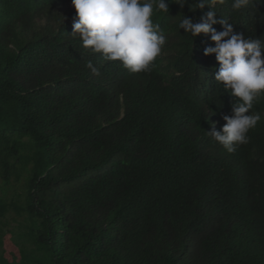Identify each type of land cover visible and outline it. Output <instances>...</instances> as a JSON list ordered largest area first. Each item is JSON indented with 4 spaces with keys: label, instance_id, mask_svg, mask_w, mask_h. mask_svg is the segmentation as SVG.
Here are the masks:
<instances>
[{
    "label": "trees",
    "instance_id": "1",
    "mask_svg": "<svg viewBox=\"0 0 264 264\" xmlns=\"http://www.w3.org/2000/svg\"><path fill=\"white\" fill-rule=\"evenodd\" d=\"M232 4L169 0L161 53L133 73L71 34L72 0H0V221L17 218L0 264H264V93L229 153L209 132L238 98L211 33L178 27L213 8L264 41V2Z\"/></svg>",
    "mask_w": 264,
    "mask_h": 264
},
{
    "label": "clouds",
    "instance_id": "2",
    "mask_svg": "<svg viewBox=\"0 0 264 264\" xmlns=\"http://www.w3.org/2000/svg\"><path fill=\"white\" fill-rule=\"evenodd\" d=\"M183 7L188 0H173ZM223 4L224 0H196L191 10L203 9L205 4ZM264 2V0H261ZM250 0H233L234 10L248 6ZM76 10L71 34L82 41V46L91 53H100L107 61H120L130 72L149 69L151 63L161 53L166 37L159 24L153 22L156 11L168 12L169 0H72ZM215 10L202 17L203 22L194 23L190 18L179 22V29L196 37L201 33H211L215 47H206L204 55L215 53L219 64L215 80L223 85L231 95L238 98L233 112L225 115L226 123L221 131L209 132L212 139L229 153L236 146L249 142L247 133L255 128L261 115L250 114L254 100L264 93V41L259 38H245L237 33L227 19H216ZM220 23L224 30L217 31L212 25ZM86 67L95 75L99 69L91 61Z\"/></svg>",
    "mask_w": 264,
    "mask_h": 264
},
{
    "label": "rangeland",
    "instance_id": "3",
    "mask_svg": "<svg viewBox=\"0 0 264 264\" xmlns=\"http://www.w3.org/2000/svg\"><path fill=\"white\" fill-rule=\"evenodd\" d=\"M67 7H68V4L63 5L62 10L66 9ZM11 197H12L11 193H9L6 196L8 202L10 201ZM14 219H15L14 213L9 211L7 215L0 221V228H2L3 230V236L1 240L2 245L0 246V255H2L4 252V246L5 247L6 245L10 246L15 240L14 234L9 235V233H7L8 230L13 231L15 226L17 225V218L15 220Z\"/></svg>",
    "mask_w": 264,
    "mask_h": 264
}]
</instances>
